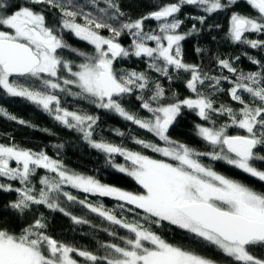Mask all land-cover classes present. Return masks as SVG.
<instances>
[{"label": "snow or ice", "instance_id": "obj_1", "mask_svg": "<svg viewBox=\"0 0 264 264\" xmlns=\"http://www.w3.org/2000/svg\"><path fill=\"white\" fill-rule=\"evenodd\" d=\"M239 2L174 0L132 18L121 8L120 0H25L23 4L0 0V92L29 102L58 124L80 133L91 148L104 154L108 166L131 177L141 189L133 192L104 184L68 169L43 149L34 151L14 142H0V192L15 193L16 197L5 210L23 217L44 206L69 217L75 225H90L85 216L68 210V206L79 204L115 226L103 230L116 241L100 244L103 254H96L54 239L46 231L43 213L18 233L0 220V264H80L75 257L83 258L84 264H216L196 251L169 243L152 230V225L165 222L201 246H213L235 264H264V258L250 251L252 246L264 247V192L217 172L201 159L223 161L264 182V169L257 166V162L264 163V61L245 53L257 66L255 71L245 72L233 65L239 57L218 56L215 63L221 74L210 75L200 65L187 63L183 50V42L201 34L197 24L203 26L208 17L223 11L230 12L227 40L264 50V40L248 36L264 35V0H244L255 16L233 10ZM185 6L203 14L185 13L181 18ZM50 13H59L51 24ZM185 18L194 22L181 31ZM150 20L154 27L146 24ZM220 27L208 25L209 30ZM104 31L108 35L102 34ZM65 33L86 42L93 51L72 47ZM124 36L130 38L127 46L120 42ZM63 49L81 57V62L64 59L59 54ZM195 51L201 53L202 49L196 47ZM131 57L143 60L157 76L116 69L114 62ZM223 70L229 75H223ZM182 74L187 76L184 87L190 95L181 99L173 91L169 97L159 77L171 82ZM224 82L229 84L227 89L222 87ZM224 92L238 107L217 106L215 94ZM61 94L150 133L161 143L135 135L131 140L161 158L96 139L100 117L62 106ZM132 96L139 102L136 111L125 106V98ZM140 110L147 115L141 116ZM185 110L203 122L196 123L194 131L208 150H197L169 136ZM0 118L36 127L2 105ZM230 129L240 131L229 134ZM113 131L117 136L125 135L118 128ZM117 156L125 162L117 163ZM38 170L45 174L39 176L37 186L33 177ZM67 188L84 193L85 198L78 199ZM89 195L115 199L121 212L134 213L135 219L118 216L101 202H89ZM116 228L126 230V235L118 236Z\"/></svg>", "mask_w": 264, "mask_h": 264}, {"label": "trees", "instance_id": "obj_2", "mask_svg": "<svg viewBox=\"0 0 264 264\" xmlns=\"http://www.w3.org/2000/svg\"><path fill=\"white\" fill-rule=\"evenodd\" d=\"M25 0H11L14 4H23ZM83 3V0H79ZM166 2H174V0H120L121 8L128 13L132 18H137L146 12L154 10L155 7L162 5ZM9 8L8 11H12ZM233 10L239 11L240 13L247 14L249 16H255L257 13L253 10L244 0L235 6ZM203 14L199 10L192 6H185L182 12L179 14L181 18H184V14ZM59 13L48 16V22L51 24ZM229 11L217 12L208 17L206 24L198 27L202 28V32L199 36L190 37L183 42L184 60L187 63L198 64L202 67L203 71L208 72L210 75H220L221 69L215 63L216 57L220 58H231L239 57V60H234L233 65L238 70L245 72L255 71L256 65L251 64L247 59L248 55L255 56L257 59L264 61V50L262 49H251L247 45L233 44L226 39L225 33L228 28V17ZM194 21L186 19L182 25L181 31H186L191 27ZM148 26H155L154 21H147ZM219 24V29L213 28L208 29V25ZM102 34L108 35L107 31ZM250 39H261L264 40L262 34H248ZM215 37V40H213ZM64 38L68 44L72 47L80 49L81 51L91 53L92 47L86 42L80 41L70 33H65ZM120 42L127 46L130 43V38L124 36L120 39ZM196 47L202 49L201 53L195 51ZM59 54L68 60H72L75 63L81 62V57H78L75 53L68 49L59 51ZM116 69H135L137 71H148L153 77L157 74L147 69V65L143 60L135 57L121 58L114 62ZM223 75H229L227 70H223ZM187 78L186 74H182L180 79H174L169 82L167 78L159 77L162 86L167 90V94L171 97L173 91L182 99L185 96L190 95L188 90L184 87V80ZM222 87L227 89L229 84L224 82ZM215 100L217 106L220 104H228L233 107H238L235 102H232L226 92L216 93ZM247 99V96H245ZM62 106L67 107L69 110L83 109L89 114L98 115L100 117L98 126L96 128V139H104L112 143L122 144L123 146L136 151H144L145 154L153 156L155 158H161L158 154L151 152L150 150H143L139 145L132 142L131 136L135 135L139 138L150 140L155 143H161L157 138L153 137L150 133L145 130L139 129L137 126L132 125L130 122L122 120L120 117L111 113L104 112L103 110L96 109L94 106L89 105L85 101H76L71 97H66L61 94ZM126 107L133 111L139 108V102L134 96L126 97ZM0 105L7 108V110L16 115L20 119L29 121L36 127H26L17 124L16 122L9 121L6 118H0V142L10 143L14 142L21 147L29 148L34 151L43 149L50 157L61 160L68 169L85 175H91L98 179L101 183L113 185L123 190L138 192L141 189L135 183V181L128 177L126 174L119 173L115 169L108 166L105 162V156L103 153L91 148L86 141L83 140L82 135L74 130L68 129L46 113L42 112L36 106L21 98H9L0 92ZM141 116L147 115L143 110H140ZM196 123H203L194 113L184 111V114L178 117L177 122L170 128L169 136L177 141L188 144L191 147L196 148L200 151H206L208 148L204 142L195 135L194 125ZM223 123V120L220 121ZM119 129L124 132L123 137L117 136L113 129ZM48 129V131H43ZM238 129H230L229 134H235ZM241 134H243L241 132ZM62 145V147H56ZM261 154H264L262 152ZM202 162L211 165L217 172H220L230 178L236 179L257 191L264 192V182L258 181L256 178L250 177L242 171L234 168L233 166L227 165L223 161H211L207 157L201 158ZM117 163H124L123 157H116ZM257 166L264 169V163L257 162ZM44 170H38L37 175L33 177V183L38 186L39 176L44 175ZM6 182V181H5ZM18 186V185H15ZM73 195H76L78 199H84L85 194L78 190L67 188ZM15 193H4L0 192V220L7 222L8 226L15 230L17 233L23 227L27 226L33 221L36 216L43 213L47 220V233L58 241H63L67 244L73 245L81 249H87L93 251L96 254H103L100 244L112 241L116 242L115 238L110 236L103 229L115 228L110 226L108 222L101 220L96 214L89 213L87 209H84L79 204H73L68 206V210L74 215L85 216L90 220V225H75L69 217L64 216L58 211H52L44 206H39L37 209H33L32 212L27 213L23 217H17L10 211L5 210V205L9 201L14 200ZM88 201L91 203L101 202L107 209L115 210L118 216L122 215L129 221L135 219L134 213H129L127 210L121 212L117 207V201L113 198L88 196ZM34 213V214H33ZM93 225L95 227H93ZM152 230L161 235L166 241L172 244L182 246L186 249L196 251L198 254L203 255L216 261V264H235L231 258L224 256L213 246L204 245L201 246L199 241H193L188 234L182 230L169 226L167 222L160 226L152 225ZM118 236L126 235V230L122 228H116ZM250 251L259 258H264V247L252 246ZM84 264L83 258L75 257Z\"/></svg>", "mask_w": 264, "mask_h": 264}, {"label": "rangeland", "instance_id": "obj_3", "mask_svg": "<svg viewBox=\"0 0 264 264\" xmlns=\"http://www.w3.org/2000/svg\"><path fill=\"white\" fill-rule=\"evenodd\" d=\"M12 166H15V163L14 162H12ZM74 255V257H75V254H73ZM80 264H82V263H80Z\"/></svg>", "mask_w": 264, "mask_h": 264}]
</instances>
